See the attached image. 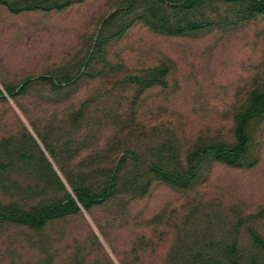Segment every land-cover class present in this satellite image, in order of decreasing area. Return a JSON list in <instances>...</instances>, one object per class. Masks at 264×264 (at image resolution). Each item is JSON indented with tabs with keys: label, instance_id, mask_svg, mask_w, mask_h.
<instances>
[{
	"label": "rangeland",
	"instance_id": "1",
	"mask_svg": "<svg viewBox=\"0 0 264 264\" xmlns=\"http://www.w3.org/2000/svg\"><path fill=\"white\" fill-rule=\"evenodd\" d=\"M263 101L264 4L0 0V264H264Z\"/></svg>",
	"mask_w": 264,
	"mask_h": 264
},
{
	"label": "trees",
	"instance_id": "2",
	"mask_svg": "<svg viewBox=\"0 0 264 264\" xmlns=\"http://www.w3.org/2000/svg\"><path fill=\"white\" fill-rule=\"evenodd\" d=\"M258 3L264 4V0H253ZM185 5H190L191 2L187 1L184 2ZM262 109H264V101L262 102ZM247 118H244L241 122L240 127L238 128L239 132V142L233 146V147H223L220 145H214L211 147H208L206 150L212 153H215L219 156L224 157L225 159L229 161H236L240 159L246 152L247 146H248V138L245 134L244 129L242 128V124L246 122ZM174 176L177 178V180H183L184 176L180 174H174ZM77 192V191H76ZM77 200L72 197L71 195H68V198L64 201H58L54 203L51 207L45 209L44 211L36 214L26 215L24 217L19 218L21 222L32 224V225H40L45 220L54 218L56 216L65 215L67 213H70L73 210L78 209V202H81L86 205V200L82 195H78ZM255 241L258 245H260L264 249V242L259 238L255 237Z\"/></svg>",
	"mask_w": 264,
	"mask_h": 264
}]
</instances>
